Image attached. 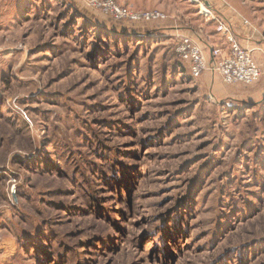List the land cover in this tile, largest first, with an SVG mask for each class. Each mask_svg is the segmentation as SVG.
Here are the masks:
<instances>
[{
	"label": "rangeland",
	"instance_id": "1",
	"mask_svg": "<svg viewBox=\"0 0 264 264\" xmlns=\"http://www.w3.org/2000/svg\"><path fill=\"white\" fill-rule=\"evenodd\" d=\"M117 2L167 18L0 0V264H264L261 82L179 60L198 0Z\"/></svg>",
	"mask_w": 264,
	"mask_h": 264
},
{
	"label": "built area",
	"instance_id": "2",
	"mask_svg": "<svg viewBox=\"0 0 264 264\" xmlns=\"http://www.w3.org/2000/svg\"><path fill=\"white\" fill-rule=\"evenodd\" d=\"M88 5L103 11L119 21H155L167 18L160 10H132L120 5L117 0H85ZM206 17L216 23V31L222 37V43L208 49L192 36L178 34L175 52L179 59L187 62L194 78L206 72L219 77L225 83L253 84L262 75V69L254 57L255 47L244 45L235 35L233 26L224 18L205 7Z\"/></svg>",
	"mask_w": 264,
	"mask_h": 264
},
{
	"label": "crops",
	"instance_id": "3",
	"mask_svg": "<svg viewBox=\"0 0 264 264\" xmlns=\"http://www.w3.org/2000/svg\"><path fill=\"white\" fill-rule=\"evenodd\" d=\"M212 12L229 22L235 30L236 37L249 47H255L254 57L263 71L258 93L264 88V0H198ZM216 24V23H215ZM172 33L196 36L200 30L188 26H176ZM200 31L201 42L210 51L215 44L221 43V36L215 30L205 28ZM200 40V39H199ZM214 44V45H213ZM257 82V83H258ZM226 89V88H225ZM248 96V95H245Z\"/></svg>",
	"mask_w": 264,
	"mask_h": 264
},
{
	"label": "trees",
	"instance_id": "4",
	"mask_svg": "<svg viewBox=\"0 0 264 264\" xmlns=\"http://www.w3.org/2000/svg\"><path fill=\"white\" fill-rule=\"evenodd\" d=\"M110 20H113V19H110ZM113 21H115V20H113ZM116 22V21H115ZM119 24H123V22L124 21H122V20H119V21H117ZM110 28H112V27H110ZM222 41V40H221ZM222 43V42H221ZM183 64H186L187 65V62H184L183 60H181V59H179Z\"/></svg>",
	"mask_w": 264,
	"mask_h": 264
}]
</instances>
